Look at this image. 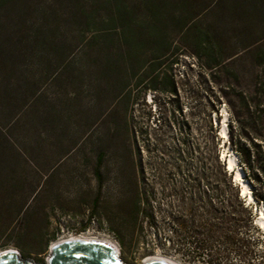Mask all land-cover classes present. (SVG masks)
I'll list each match as a JSON object with an SVG mask.
<instances>
[{
  "label": "rangeland",
  "instance_id": "374dc122",
  "mask_svg": "<svg viewBox=\"0 0 264 264\" xmlns=\"http://www.w3.org/2000/svg\"><path fill=\"white\" fill-rule=\"evenodd\" d=\"M26 1L29 23L11 17L9 29L37 24L36 10L61 11L57 0ZM217 14L205 22L222 26ZM228 31L234 47L237 33ZM19 56L18 67L5 62L0 77V252L15 249L24 260L46 264L54 243L89 235L113 242L126 264H144L151 256L179 264H264V207L248 202L226 170L233 150L230 135L220 136L223 127L229 132L232 114L246 117L240 95L252 92L264 71L252 54L241 52L230 68L212 70L186 51L167 79L176 82L177 94L143 99L135 91L129 110L118 96L124 75L104 72L97 56L83 73L74 53L65 73L58 64L44 72L28 55ZM252 133L264 146V113ZM223 169L233 186L224 182ZM205 171L211 185L197 190L190 176ZM205 199L220 208L230 200L243 203L247 210H238L247 227L240 236L260 234L262 248L252 257L225 259L222 244L208 247L206 234L192 229L208 217Z\"/></svg>",
  "mask_w": 264,
  "mask_h": 264
},
{
  "label": "trees",
  "instance_id": "16d2710c",
  "mask_svg": "<svg viewBox=\"0 0 264 264\" xmlns=\"http://www.w3.org/2000/svg\"><path fill=\"white\" fill-rule=\"evenodd\" d=\"M30 4L26 0H0V12H6L0 17L5 54L4 61L0 60V77L8 70L5 62L13 60V69L18 67L19 55H28L44 72L58 64L64 73L72 53L80 62L81 73L89 69L90 61L97 56L104 62V72H113L118 78L124 75V87L118 96L125 99L129 110L135 91L143 99L152 93L155 98L168 92L177 94L176 82L167 79L186 51L212 70L230 68L241 52L252 54L254 64L264 69V0H57L61 11L56 7L36 10L37 24L9 29L11 17L24 25L29 23ZM215 11L222 26H217V21L212 24L204 20ZM229 28L237 33L234 47H229ZM233 74L239 81L238 69H233ZM240 96L246 117L241 121L232 114L228 125L230 147L238 156L237 169L240 166L244 173L242 179L250 187L252 201L261 209L264 146L255 142L258 138L252 132L264 113V71L256 77L253 91ZM223 174L224 182L233 186L225 169ZM96 177L101 182V177ZM190 180L197 190L205 183L211 185L206 171L191 175ZM204 206L206 221L199 226L194 222L192 229L194 234H206L208 247L214 241L222 244L225 259L232 253L252 257L255 249L262 248L260 234L254 238L240 236L239 230L247 227L238 210H247L243 203L236 205V201L230 200L227 207L220 208L205 199Z\"/></svg>",
  "mask_w": 264,
  "mask_h": 264
},
{
  "label": "water",
  "instance_id": "95a60500",
  "mask_svg": "<svg viewBox=\"0 0 264 264\" xmlns=\"http://www.w3.org/2000/svg\"><path fill=\"white\" fill-rule=\"evenodd\" d=\"M228 164V161H227ZM229 170V166L227 165ZM235 180V177H234ZM7 250V251H6ZM0 253V264H34L24 260L18 251L6 249ZM46 264H126L111 245L104 243L68 240L56 242ZM144 264H179L162 257H147Z\"/></svg>",
  "mask_w": 264,
  "mask_h": 264
},
{
  "label": "bare ground",
  "instance_id": "6f19581e",
  "mask_svg": "<svg viewBox=\"0 0 264 264\" xmlns=\"http://www.w3.org/2000/svg\"><path fill=\"white\" fill-rule=\"evenodd\" d=\"M226 127H223V133L224 135H226ZM228 135H226L227 137ZM227 147V146H225ZM231 151V150H230ZM226 152V151H225ZM226 154V153H225ZM224 155V154H223ZM228 161V164L226 163V170L227 171H232L234 169V172L232 173L233 174V178L235 177V181L236 183L239 181V180H242V177L244 175L243 171L241 170L240 166H239V169L237 170V168H235V166H237L238 164V156L236 154H232V156H230V158H227ZM227 165L229 166V170L227 169ZM244 180V179H243ZM242 190H243V193L246 194V191L248 189V186L246 184V181L244 180L242 183ZM240 186V185H239ZM241 187V186H240ZM259 220V219H258ZM259 224L264 228V215L263 217L259 220ZM106 238L102 239V238H98V237H92V236H89V235H81V236H75V237H69V238H64V239H61L60 242H63V241H68V240H82V241H92V242H98V243H104V244H107V245H111L112 247H114L116 249V246L113 244V242H111L110 240H105ZM55 244V243H54ZM11 249V248H10ZM15 250V249H13ZM7 251V250H6ZM16 251V250H15ZM4 252L1 251L0 253ZM151 257H162V258H166V257H163V256H151ZM168 259V258H167ZM170 260V259H169ZM125 263V262H124Z\"/></svg>",
  "mask_w": 264,
  "mask_h": 264
}]
</instances>
